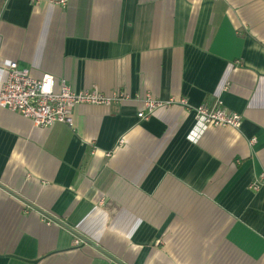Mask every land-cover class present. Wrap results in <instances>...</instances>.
I'll return each mask as SVG.
<instances>
[{
	"label": "crops",
	"instance_id": "crops-1",
	"mask_svg": "<svg viewBox=\"0 0 264 264\" xmlns=\"http://www.w3.org/2000/svg\"><path fill=\"white\" fill-rule=\"evenodd\" d=\"M60 1L0 0V67L130 99L0 107V264H264V0Z\"/></svg>",
	"mask_w": 264,
	"mask_h": 264
},
{
	"label": "built area",
	"instance_id": "built-area-1",
	"mask_svg": "<svg viewBox=\"0 0 264 264\" xmlns=\"http://www.w3.org/2000/svg\"><path fill=\"white\" fill-rule=\"evenodd\" d=\"M31 1L39 3L42 0ZM65 2L66 0H63L56 4ZM129 99V95L124 91L113 90L109 94L98 90L74 91L65 80L57 84L55 78L50 75L37 79L32 76L30 69L20 68L15 61H6L0 67V107L32 120L37 127H52L59 123L72 126L74 109L80 104L112 106ZM143 103L144 110L138 114L140 119H147L156 109L171 106L174 102H162L148 96ZM183 104H186V101H183ZM191 110L205 127L238 129L243 122L241 115L225 110L220 103L202 105ZM263 183L264 175L255 180L253 189L257 191ZM52 221L50 219L47 224L50 225ZM84 244L83 240H75L77 246Z\"/></svg>",
	"mask_w": 264,
	"mask_h": 264
},
{
	"label": "water",
	"instance_id": "water-1",
	"mask_svg": "<svg viewBox=\"0 0 264 264\" xmlns=\"http://www.w3.org/2000/svg\"><path fill=\"white\" fill-rule=\"evenodd\" d=\"M90 244H91V243H90ZM97 249L101 250V249H100V248H98V247H97ZM35 262H38V261H35ZM35 262H34V263H35Z\"/></svg>",
	"mask_w": 264,
	"mask_h": 264
}]
</instances>
